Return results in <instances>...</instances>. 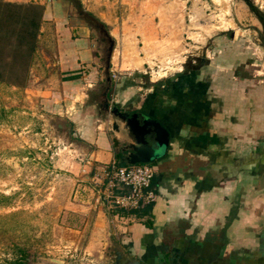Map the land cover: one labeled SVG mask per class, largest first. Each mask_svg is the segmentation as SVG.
<instances>
[{
	"label": "crops",
	"instance_id": "crops-1",
	"mask_svg": "<svg viewBox=\"0 0 264 264\" xmlns=\"http://www.w3.org/2000/svg\"><path fill=\"white\" fill-rule=\"evenodd\" d=\"M42 19L54 31V53L44 57L32 91L82 140L80 213H106L108 227L94 218L99 232L114 235L116 246L143 264H264V87L239 76L236 66L192 68L162 83L112 80L109 106L152 117L168 131L166 148L149 162L155 197L146 226V216L105 210L92 186L101 166L127 163L120 150L124 138L111 129L114 118H93L87 106L88 92L101 78L87 23L58 0L47 4ZM98 238L90 234L87 245Z\"/></svg>",
	"mask_w": 264,
	"mask_h": 264
},
{
	"label": "rangeland",
	"instance_id": "rangeland-1",
	"mask_svg": "<svg viewBox=\"0 0 264 264\" xmlns=\"http://www.w3.org/2000/svg\"><path fill=\"white\" fill-rule=\"evenodd\" d=\"M52 1L15 3L38 5L43 16ZM58 1L66 13L80 11L94 34V65L101 78L88 92L93 118L110 115L97 104L110 100L112 80L127 76L142 84L162 83L192 68L236 66L239 76L264 87V0ZM94 24L102 28L104 41ZM5 26L0 42L7 40V52L15 40L6 36ZM53 33L51 24L41 19L25 78L18 81L7 65L0 66V264L19 256L24 264H108V251L119 247L114 235L99 232L94 224V218L104 219L108 227V215L100 211L96 216L93 209L80 213L82 140L65 116L45 111L32 91L34 76L43 75L44 57L54 53ZM108 39L110 83L102 74ZM92 186L105 210L120 213L102 198L100 181ZM90 234L99 243L88 246ZM104 237L110 240L102 241Z\"/></svg>",
	"mask_w": 264,
	"mask_h": 264
},
{
	"label": "water",
	"instance_id": "water-1",
	"mask_svg": "<svg viewBox=\"0 0 264 264\" xmlns=\"http://www.w3.org/2000/svg\"><path fill=\"white\" fill-rule=\"evenodd\" d=\"M95 27L98 24L94 25ZM92 37L94 34L90 33ZM106 35V33H104ZM109 45L104 58L103 78L105 82L110 83L108 76V62L112 50V41ZM107 90V88H106ZM106 91L102 92L105 96ZM105 108L109 111L110 116L114 118L111 122V129L119 132L124 141L120 147L127 164L149 163L156 160L166 148L168 143V131L156 119L143 116L140 113L119 111L115 106H109L105 103ZM112 144L116 146L118 141L112 138ZM108 264H143L137 258L125 254L119 248H113L108 251Z\"/></svg>",
	"mask_w": 264,
	"mask_h": 264
},
{
	"label": "trees",
	"instance_id": "trees-1",
	"mask_svg": "<svg viewBox=\"0 0 264 264\" xmlns=\"http://www.w3.org/2000/svg\"><path fill=\"white\" fill-rule=\"evenodd\" d=\"M41 19L42 9L38 5L0 1V28H4L8 22L10 24L14 23L11 26L6 25L4 32L7 37L13 35L15 40V43L8 48L7 52L4 51L6 47L4 42L7 40L4 39V42H0V66L7 65L8 71L14 73L18 77V81L26 77V70L34 50L35 38ZM258 19L263 20L260 16H258ZM3 56H7V60L2 63ZM1 76L2 71H0ZM117 164L123 165L122 161L117 162ZM150 186L152 187V180ZM151 206L152 202L137 208L117 209L122 214H131L136 217L146 216L147 220L143 224L149 226ZM24 262V257L19 256L8 261L7 264H24Z\"/></svg>",
	"mask_w": 264,
	"mask_h": 264
},
{
	"label": "built area",
	"instance_id": "built-area-1",
	"mask_svg": "<svg viewBox=\"0 0 264 264\" xmlns=\"http://www.w3.org/2000/svg\"><path fill=\"white\" fill-rule=\"evenodd\" d=\"M98 172L102 198L112 206L131 209L154 200L155 193L150 186L154 167L150 163L119 165L111 161Z\"/></svg>",
	"mask_w": 264,
	"mask_h": 264
},
{
	"label": "flooded vegetation",
	"instance_id": "flooded-vegetation-1",
	"mask_svg": "<svg viewBox=\"0 0 264 264\" xmlns=\"http://www.w3.org/2000/svg\"><path fill=\"white\" fill-rule=\"evenodd\" d=\"M94 25H93L94 30H96L99 35H102L101 36V39H102V41H104L106 39V37L103 35L102 28L99 25L97 27H95ZM105 103L106 102H101L99 104V108L104 109L105 108Z\"/></svg>",
	"mask_w": 264,
	"mask_h": 264
}]
</instances>
